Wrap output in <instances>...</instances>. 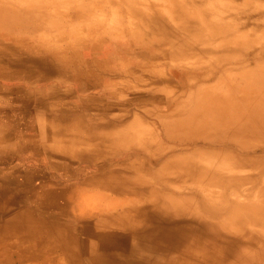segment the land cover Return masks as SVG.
<instances>
[{"label":"rangeland","instance_id":"obj_1","mask_svg":"<svg viewBox=\"0 0 264 264\" xmlns=\"http://www.w3.org/2000/svg\"><path fill=\"white\" fill-rule=\"evenodd\" d=\"M176 1L221 18L191 29L175 10L131 12L137 0H79L70 6L65 0H0V77L8 83L17 74L23 79L31 75L28 69L37 83L49 76L53 80L45 83L60 82L65 72L59 69L77 63L75 55L66 57L60 49L76 48V22L92 16L107 28L100 29L94 42L91 31H84L85 48L91 42L104 47L125 65L119 71L120 61L100 62L110 65L114 77L115 97L103 106L116 129L92 137L98 149L92 163L75 159L85 152L74 149L83 147L82 137L57 135L64 129L50 128L66 125L65 105L43 95L35 103L27 98L12 106L0 103V264H264V217L248 208L264 201L263 126L245 127L232 139L217 135L165 143L169 150L148 161L145 150L116 144L115 137L132 129L157 127V119L185 103L181 99H188L198 84L212 83L216 67L248 64L264 55V49L255 55L264 46V0ZM223 21L249 29L257 42L216 47L208 38L209 27ZM104 32L110 33L109 40ZM15 50L21 53L19 60ZM172 50L203 53L209 59L201 68L175 66L166 57ZM28 53L32 60H27ZM77 106L73 111L85 109ZM224 149L231 150L234 158L228 162L235 165L224 164ZM190 154L188 168L176 167L180 171L171 176L165 171L159 178L153 173L164 159ZM212 157H217L214 165ZM194 172L211 174L212 182L189 184L184 173ZM98 177L136 181L125 192H108L91 181ZM141 177L160 191L166 210L144 195L147 184L137 187ZM86 195L92 204L125 200L110 212L137 213L134 228L101 225L110 212L86 206ZM90 246L96 256L90 255Z\"/></svg>","mask_w":264,"mask_h":264},{"label":"bare ground","instance_id":"obj_2","mask_svg":"<svg viewBox=\"0 0 264 264\" xmlns=\"http://www.w3.org/2000/svg\"><path fill=\"white\" fill-rule=\"evenodd\" d=\"M65 2L66 5L69 4V6L73 4L79 5V0H65ZM141 8H143L145 12H147L149 9H156V12L160 11V13L161 11H164V9L175 10L177 18H179L180 20H184V24L191 29H194L197 23L202 25L210 23L212 20L221 18L212 12L207 11V13H204L203 10H198L197 8L188 10L176 0H137L135 8L131 12L134 13L135 11L141 10ZM189 21L192 22V25L189 24ZM209 29L210 31H208V38L212 42H215L216 47L219 45L218 48L222 46L226 47L229 45H233L238 48L243 47L249 43L255 44V42H257L256 39L252 38L253 36L251 37L249 35V29L240 30L238 27H234L233 25H230V23H227V21H223V23L221 22L219 24L213 25L212 27H209ZM210 32L212 34H210ZM263 49L264 46H261V48L255 53V55L262 54ZM208 56L203 53L193 51L188 52L182 50H172L171 52L166 54L167 59L171 60V63L173 65H183L191 68L203 67V62L208 61L209 59ZM214 72L216 77L214 78L212 83H207L205 81L201 84H198L194 89H192L191 92L188 93V99H181V101L185 103L176 105L167 114H164V117L157 119V127L149 126L147 132H144L141 130V128L138 129L136 127L138 130L132 129L131 132L128 131L127 136L125 137H115L116 140H114L116 141V144H119L120 146L127 145L131 147H139L140 149L145 150V152L149 153V156L147 155L146 158V160L148 161L149 159L154 160L156 157H160L161 154L169 150V148L165 146V143L173 142L176 140L183 142L206 140L217 135L232 139L237 135V133L240 132V130L244 129L245 127L253 128L255 126V129L260 126L264 127V55L260 59H257L248 64L234 65L232 67L218 66L215 68ZM169 95L171 96V93ZM190 145L192 146V144ZM67 151L69 150L66 149V152ZM224 151V159L226 160L224 164H234V162H228L230 161L228 159L234 158L231 150L224 149ZM191 155L192 154L184 156L174 155L168 157L164 159L159 164V166L156 167L153 173L158 177V174L161 176V174H163V172L165 171L166 173L180 171L177 170L176 167L180 169H186L188 168L186 162ZM216 158L217 157L211 158L212 165H214L213 162ZM195 172L194 174L184 173L186 174V176H189L188 179L191 178V180L188 182L189 184H191V182L193 183V185L195 184V182L197 184H200L204 180L208 184L212 182L210 178L211 174H209V176L207 175L206 177V175H204L206 173H201L199 176V174L196 175ZM171 175L172 173H170V176ZM197 176L199 177L197 178ZM141 179L137 181L138 188H140L141 184L145 183L146 181L150 183L149 179ZM183 180L187 182V179L184 178ZM91 181L94 182L100 189L103 188L108 192H125L127 189H131L130 185H133V182H135L136 180L133 179L128 183H124L121 179L99 178L98 180L92 179ZM164 181L162 179V182ZM88 183L89 182H86L84 185ZM147 185L148 189L146 190V192H144V195L146 197H149L150 199H157V201H154L155 203L153 204L158 208L166 210V207L163 206V199L160 200L159 197V195L161 194L160 191L156 188L151 187L150 184ZM72 190L75 192V188H73ZM86 197L87 198L83 199V203L91 208H99L100 212H110L113 208L125 203V200H103L92 204V202H88L89 198L87 195ZM248 208L250 209V213L252 210V212L256 213L257 215L264 217V201L261 204H250L248 205ZM239 209H241V207H239ZM127 210L121 209L116 213L110 212L109 215L103 216L99 223L103 226L120 230L127 229L130 225H132L133 227L138 215L135 212H129ZM90 216L92 217L93 214H90ZM87 242L89 243V245L92 244L89 239L87 240ZM90 253V255L96 256L93 253L92 246H90Z\"/></svg>","mask_w":264,"mask_h":264},{"label":"crops","instance_id":"obj_3","mask_svg":"<svg viewBox=\"0 0 264 264\" xmlns=\"http://www.w3.org/2000/svg\"><path fill=\"white\" fill-rule=\"evenodd\" d=\"M83 20L78 22V25L76 22L74 39L76 48L60 49L62 55L66 57L75 55L77 58L75 65H66L59 69L65 72L58 79L60 82L45 83L47 80L52 79L49 76L40 80L42 84L37 83L31 69L27 70L28 73L31 72V75L28 74L23 79L17 74L10 79L9 83L4 77H0V103L12 106L20 103V98H27L29 103H35L37 96L43 95L47 97L48 101L53 99V103L65 105L66 111L63 112L64 116L66 115V125L62 126L55 123V125H50V128L55 126V128L62 127L64 129L63 131H57V135L82 137L81 144L83 143V147H74V149L84 148L85 152L83 156L75 159H83L88 163H92L93 159H97L93 155L98 150L91 142L92 137L101 134V130H104V134L108 135L116 129L115 125L110 122L108 112L104 111L105 107L103 106L112 103L113 100L110 98L115 97L110 83L114 77L110 74V65H100V62L120 61L119 71H124L125 65L122 59L113 57V54L109 53L104 47H99L91 42V44H88L89 47L85 48L83 39L86 34L84 31L86 33L91 31L92 41L94 42L97 39L96 37L100 35V29L107 28V26L102 25L103 22L100 17L92 16L86 18V21ZM108 24L109 22L106 21L105 25ZM104 34H107L106 40L111 38L110 35L108 36L109 32H104ZM15 52V56L19 60L21 53L18 50H15ZM22 54L26 55L25 53ZM27 55V60H32L31 54L28 53ZM81 104L84 105V110L73 111V108L76 109L78 108L77 105ZM103 112L107 114L104 115ZM52 119L56 120L55 115L52 116ZM39 126L43 128L42 124ZM41 132H39V135H42Z\"/></svg>","mask_w":264,"mask_h":264}]
</instances>
